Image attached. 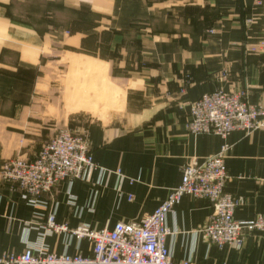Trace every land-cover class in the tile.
I'll use <instances>...</instances> for the list:
<instances>
[{"label": "crops", "instance_id": "0c3cea01", "mask_svg": "<svg viewBox=\"0 0 264 264\" xmlns=\"http://www.w3.org/2000/svg\"><path fill=\"white\" fill-rule=\"evenodd\" d=\"M13 4L0 0V170L33 160L64 126L88 138L99 168L37 200L0 177V258L91 256L86 240L46 234L48 214L69 228L137 222L186 166L226 144L225 192L242 198L235 218L264 216V130L222 138L187 128L191 105L215 91L264 107V0H38V23L15 17ZM212 212L191 196L174 207L173 260L264 264V231L241 248L207 241L201 228Z\"/></svg>", "mask_w": 264, "mask_h": 264}, {"label": "built area", "instance_id": "2783aa9c", "mask_svg": "<svg viewBox=\"0 0 264 264\" xmlns=\"http://www.w3.org/2000/svg\"><path fill=\"white\" fill-rule=\"evenodd\" d=\"M189 117L187 128L192 135L227 138L235 131L251 134L264 130L263 106L250 104L243 94L222 90L193 103ZM229 148L226 144L217 155L186 166L181 184L152 214L137 222H118L113 228L104 229L69 228L58 225L55 215L48 214L46 234L65 232L78 241L86 240L92 246L91 256L49 252L34 255L28 250L21 256L0 258V264H193L188 260L175 262L166 243L172 236L168 215L184 196L203 199L211 205L212 215L201 228L207 241L218 248H241L248 233L264 231V216L249 221L235 218L242 198L225 192L229 179L225 154ZM98 168L89 141L61 129L33 160L15 158L5 162L0 177L15 190L37 200L51 194L64 180H80L88 171ZM116 175L125 178L121 170H116Z\"/></svg>", "mask_w": 264, "mask_h": 264}, {"label": "rangeland", "instance_id": "374dc122", "mask_svg": "<svg viewBox=\"0 0 264 264\" xmlns=\"http://www.w3.org/2000/svg\"><path fill=\"white\" fill-rule=\"evenodd\" d=\"M12 7H13L12 8V13L15 14V17H17L18 19L28 20V21H32L34 23H38L39 22V20H40V12L38 11V0H14V4H13ZM39 24L41 25V23H39ZM61 129L62 130H68L69 132H72L66 126H64ZM58 132H59V130H58ZM55 135H53L50 138H48L47 141H46V143L48 141H50ZM78 136H80L81 138H83L85 141H89L88 138L86 136H84L83 134L78 135ZM89 145H90V143H89ZM17 159H20V158H17ZM8 161H10V160H8Z\"/></svg>", "mask_w": 264, "mask_h": 264}]
</instances>
